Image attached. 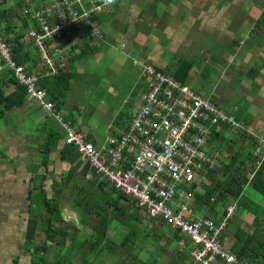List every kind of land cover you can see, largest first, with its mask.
Returning <instances> with one entry per match:
<instances>
[{"label":"built area","instance_id":"built-area-1","mask_svg":"<svg viewBox=\"0 0 264 264\" xmlns=\"http://www.w3.org/2000/svg\"><path fill=\"white\" fill-rule=\"evenodd\" d=\"M110 2L47 0L33 4L26 0V34L43 66L16 64L11 44L0 36V73L8 71L23 85L26 98L36 100L43 115L59 119L47 90L40 86L41 79L59 75L76 41L102 37L95 16ZM141 76L144 90L125 123H110V133L98 143L62 122L64 144L73 146L88 165L86 179L109 183L147 218L161 220L179 232L178 242L187 256L179 264H247L237 260L221 239L238 203L225 206L216 217L194 216L193 205L194 183L202 181L206 168L215 167L205 150L209 135L223 124L230 128L239 124L211 98L153 65H143ZM263 152L264 134L253 151L260 157L256 167L264 159Z\"/></svg>","mask_w":264,"mask_h":264},{"label":"rangeland","instance_id":"rangeland-1","mask_svg":"<svg viewBox=\"0 0 264 264\" xmlns=\"http://www.w3.org/2000/svg\"><path fill=\"white\" fill-rule=\"evenodd\" d=\"M223 1L226 2L228 0ZM33 2H35V0H33ZM235 4L242 5L240 7L241 9L236 7L233 8V15H228L227 20H229V23L231 21L236 22L235 16L240 18L237 14L241 13L242 16H246V20L243 24H247V27L236 33L234 41L230 39L227 34H225L221 40L217 41L211 35H202L200 29L197 28L193 31L191 36V39L196 41V45L191 49L183 47L179 48L176 52V56L180 59H177L176 61L180 63L183 60H187L193 64L192 59H194L195 66L199 68L200 72L197 75L192 74L193 72L189 74L186 82L197 89L202 87L201 91L203 95L211 93L216 104L224 110L227 115L232 116V118L239 124L238 127L224 130L219 129V131L225 135V139L224 141H214L212 147L215 146V148H220V158L224 162L232 159L233 156L236 155V152L241 154L240 159L244 158V163L249 168L248 171L244 173L247 178L250 179L252 172H249L250 159L246 157V153L248 150H251L253 154L257 144L255 146L253 140L249 138L248 135H253V137L257 138V136H262L264 134V85L261 83L263 86L262 93H257L256 97L251 92L252 86H250V83L253 82V77H251V73L248 69L251 68L252 71H257L258 68L264 67V63L260 64L264 61V41H260L263 44L257 43V35H263L262 37L264 38V34H262L264 30L262 29L263 26L261 27V21L258 22V25L256 24L257 21H255L256 19L252 13L249 14V12H243L249 9L248 5L256 6L257 4L258 9H260L259 6L264 7V0H235ZM257 18L258 20L259 18L264 20V12H257ZM15 23L17 24L16 27L19 32L26 31V29L21 28V23H19L18 20H16ZM233 25L234 24L229 25V28L232 29ZM132 27L136 30L130 28L128 31L129 36L135 35L136 33L140 35L143 33L146 34L145 32L147 31L149 33L148 36L152 41L155 40L156 42L160 39L161 41L159 44H161L163 40H166V37L161 33V28H154L147 23H137ZM249 28L250 30H248ZM120 29V31L112 29L111 27L105 29L104 36L107 40L111 41V43L108 45L103 44L95 52L94 56H88V59L83 62H87L89 66L87 71L80 70L77 65H70V67H74L72 68L73 74L70 76L69 82H67V88L63 90L64 102L61 103V110L57 111L63 120H69L74 126L79 127L81 132L89 134L92 141L98 143H102L106 135L110 133L108 125L113 122L114 117L117 116L118 113L122 115L116 120H121V123L126 122V117L136 106L135 104L138 102L139 96L144 90V79L141 80L139 78V71L145 63L140 64L137 61L139 56L144 60H148L152 57V54L159 55V51L163 53L161 48L158 49V47H155L153 50L151 49L150 54L147 53V56H145L143 55L145 50L141 44L137 47L139 55L136 58L132 57V54L129 53V48H131V46H128V43L127 46L122 44L125 39H123L121 31L124 32V30H122V28ZM257 29L260 31L259 34L257 33ZM247 31H249V35L246 34ZM243 38L246 39V43L240 45V39ZM135 45H137V43ZM232 45H234V51L239 50L244 56H242V58L237 57L239 60L228 63V56H226L227 54L224 55V52H228L226 49H231ZM132 47L134 48L133 45ZM257 47L259 48L257 49ZM127 48L128 50H126ZM192 49H194V51H192ZM210 49H216V54L212 56L213 59H216V62L212 64L216 66L215 69H212L209 66L211 64L210 62L203 61V53L206 56V51ZM255 49H257L259 55L252 56V54H255ZM34 56H37L35 65L43 66V62H41L39 56L37 54H34ZM168 56L171 58L172 54L167 53L166 58ZM162 57L166 61V63L161 62V64H164L163 69L171 73V68H168L166 65L168 60L165 58V55ZM218 59L220 61H218ZM201 60L202 62H200ZM226 64L228 65L227 67L230 65L231 68L237 69V74L231 79L225 75V70H227V68H224V66ZM140 65L142 66L140 67ZM62 70L63 69H61V71ZM1 77L2 75H0V79ZM4 90L5 92H8L9 88L6 87ZM126 100H128V103H126ZM24 105L27 108L26 110L30 112L29 114H27V112L25 115H21L22 113L20 109L17 108L11 111H6L4 117L0 116L1 150L2 140L7 138L9 133L21 132L26 144L32 146L35 139H37L39 145H41L40 143H42L45 138V133L48 128H54L55 130L61 129L58 125L57 119L53 115L50 114L45 116L40 113L41 111L37 108L38 104L36 100L27 99L25 100ZM0 108H2L1 105ZM56 110L58 109L55 108V111ZM255 111L257 117L253 118ZM23 112H25V110ZM8 118H13V121H8ZM244 122L250 123V125H245ZM114 123H116V121H114ZM41 128H45V130ZM241 131H245L248 135ZM210 146L207 144L205 150L214 159L217 154L214 147L212 148ZM32 150L33 154L30 156L31 162L28 164L34 169V167L37 168L35 165L39 163V159L42 158V155L39 152V149L35 148ZM218 162V160H214V163ZM251 165V167L254 166L253 170L258 168L256 167V162ZM80 175L76 172L72 178L71 185H64L63 189H61L56 196L59 206L65 209L69 214L64 213V219L60 221L56 219L53 221V224L61 229L64 227L68 228L71 231L70 237L67 236L64 246L59 252L51 247L52 249L45 254V258L53 263L58 262L59 264H83L81 256L93 240L89 233L94 228L93 226L98 222L97 215L93 214L97 209H102L104 214H108L109 217H111L106 238L102 243V248H106L110 245L112 246L116 243L117 245L114 247V252L110 256L105 255L103 249H101L102 251L97 249L96 254L93 253V255H89L88 260H91V262L94 261L98 264H117L118 260L124 256V250L119 246L122 234L127 233L132 226H137L141 230V233L136 240V246L140 249L137 250V252L142 261L152 263L154 261L151 260L160 257V259H157L153 264H169L170 261H172L175 252L182 249L179 242L171 236L173 230L167 225L163 226L159 238L158 236L155 237L154 234H146L145 227L150 228V224L148 221L145 222L147 219L144 221L141 220L147 218L142 211L138 212V214H140V219L130 216L129 221L125 224L126 226L122 225L121 222L116 220L113 216L115 215V211L108 205V202L109 199L119 198V204L127 205V201L123 197H120L119 192L109 183L103 185V188L100 190L93 179L90 180L91 182H87V179L83 178V175ZM201 190L202 188L200 186L196 187L197 192H201ZM35 194H37L36 199L38 205L36 204L34 210H36L35 212L38 211L36 214L38 215L42 214L44 207L41 202H39V200L42 199V194L39 191H35ZM250 196L254 201L263 198L258 191H255L248 185L244 188L242 200H246V198H249ZM225 203L226 202L216 201L214 206L215 214H211L208 210L207 213L214 216L218 215ZM243 210L244 208L241 206L238 211H235L236 213L241 214L244 212ZM198 211L199 210L194 211V216L201 217L204 215V212ZM129 212L130 208L128 207L125 209V213L128 214ZM43 216L46 215L43 214ZM34 217L37 219V234L31 244L27 243L28 253H30V250H33L34 245L41 244L45 237L43 228L46 226V223L39 221L38 216ZM230 225L234 226V221L230 222ZM73 226H76V229ZM156 232L159 233L157 230ZM3 257H5V254L0 250L1 261H3ZM35 257L40 258L41 255L35 253ZM118 264H122V262L119 261Z\"/></svg>","mask_w":264,"mask_h":264},{"label":"crops","instance_id":"crops-1","mask_svg":"<svg viewBox=\"0 0 264 264\" xmlns=\"http://www.w3.org/2000/svg\"><path fill=\"white\" fill-rule=\"evenodd\" d=\"M45 2H47V0H35L33 4H40ZM241 6L242 5L240 4L236 5L235 0H228L226 2H224L223 0H111L109 6L105 7L103 11H100L95 16V19L102 30V37L88 38V39L76 41L72 45L75 47L70 49V51L66 54V60H67L66 66L60 72V75L61 74L67 75L72 71V68L74 67H70V65L68 64V59L69 57L80 51V47L77 46L83 45L82 44L83 42L87 41L88 42L87 48L89 50L94 51L93 55H88V56H94L95 52L103 44L104 45L110 44L111 41L105 38L104 32L105 29L111 27L112 29H117L118 31L121 30L120 28L124 30V32L121 31L122 37L123 39H125V41L123 40L122 44L127 46L128 43V46H131V48H129V53H131L132 57L134 58H136L139 55L137 51V47L140 46L141 44L145 50V52H143V55L145 56H147V53L148 54L151 53V49L153 50L155 47H158V49L161 48L163 50V53L159 51V55L152 54V57L148 60H144L141 56H139L137 61L140 64L145 63V64L153 65L162 72L173 76L177 64L179 63L176 60L180 59L176 56V52L181 47L187 49L194 48V46L196 45V41L191 39V36L193 34V31L196 30L197 28L200 29L202 35L203 34L207 36L211 35L217 41L221 40V38H223L225 34H227V36L234 41V39L236 38V33L241 31L243 28L247 27V24H243V22H245L246 20V16L245 15L242 16L241 13H238L237 15L240 16V18L235 16L236 22L231 21L230 23L229 20H227V17L228 15L229 16L233 15L232 14L233 8L236 7L238 9H241L240 8ZM4 7L5 8L9 7V9L11 10L21 12V14L26 17V20L29 25V20L26 16L27 14L24 13V10L26 8H29V6L26 3V0L23 1L0 0V8H4ZM248 7H249L248 9L249 11L247 10L244 11L243 13L246 12H249V14L252 13L254 15V18L256 19L255 21H257L256 24L258 25V22L261 21L263 24V25L261 24V27L263 26L262 29L264 30L263 21L261 20V18H259V20L257 18V12L258 13L264 12V7L259 6L260 9H258L257 4L256 6L248 5ZM16 20H18V22L21 23L18 17H15L13 19V22L15 23ZM137 23H144V24L147 23L152 25V27L154 28L157 27L161 28V33L164 37H166V40H163L161 44H159V42L161 41L160 39L159 41L156 42L155 40L152 41L149 38L148 36L149 33L147 31L145 32L146 34L143 33L142 35H140L136 33L135 35L129 36V32H128L129 29L130 28L132 29L133 28L132 26H134ZM231 24H234L232 26V29L229 28V25ZM250 28L248 30H250ZM257 30H258L257 33L259 34L260 31L259 29ZM246 34L249 35V31H247ZM262 34H264V32H262ZM259 35H257V43H262L260 41L262 40L264 41V38L262 37L263 35L262 36ZM129 43H131L134 46V48ZM136 43L137 45H135ZM245 43H246V39L244 38L240 39V45H243ZM234 45L231 46V49H226L229 53L224 52V55L227 54L226 56H228L227 59L228 63L231 61L232 62L237 61L239 60V58H242V56H244V54L239 50L238 51L233 50ZM258 48L259 47H257V49ZM257 49L254 50L255 54H252V56H257V54L259 55V53H257ZM126 50H128V48ZM192 51H194V49H192ZM206 52H207L206 56L203 53L204 56L203 61L210 62L211 64L209 66L212 69H215L216 66L212 64L216 62V59H213L212 56L216 54V49L214 50L210 49ZM167 53H171L172 57L169 58L168 56L166 58ZM163 55H165V58L168 60L166 65L168 66V68H171V73L163 69L164 64H161V62L166 63V61L162 57ZM88 56L79 59L80 62L79 60L75 61L73 63L74 66L77 65V67L80 70L87 71L89 66L87 62L85 63L83 62L88 59ZM192 60H193L192 67L190 68L187 76L184 79V82L182 83L187 84L200 95L211 98L212 101L216 103L211 93H206V95H203L201 91L202 87L197 89L196 87H193L192 85L186 82L189 74L193 72L192 74L197 75L200 72L199 68L195 66L194 59ZM218 61L220 60L218 59ZM200 62H202V60ZM262 63H264V61L261 62L260 64ZM141 66L142 65H140V67ZM227 66H228L227 64L224 66V68H227V70H225V75H227V77L231 79L234 77V75L237 74V69L231 68L230 65L229 67ZM248 70L251 73V77H253V82L250 83L251 84L250 86H252L251 92L257 97V93H262L263 90V86L261 83H263L264 85V67L258 68L257 71H252L251 68ZM139 78L143 80L141 76V68L139 71ZM2 79L3 77H1L0 80ZM7 87L9 88L8 92H10L13 90L14 85L10 84ZM53 103H54V107L57 108L56 103L54 101ZM60 107L61 105L57 108L58 110L55 111V114L58 115L59 119H57L55 116L54 117L57 119L58 125L61 129L55 130L54 128H48L45 133L46 135L45 138L43 139L41 137L43 139L42 143H40L41 145H39L37 139H35V141L33 140L34 142L32 143V146L30 144L27 145L24 136L22 135L21 132L9 133L7 138L2 140V150L0 149V248H1L0 250L5 254V257L2 258L3 261L0 260V264L30 263L31 257H30V253L27 252L28 248H27V242L25 240V234L27 230V220L33 217L32 215L38 216L39 221H42L43 219L46 221L49 218H51V220L52 218L54 220L64 219L63 216L64 213L69 214L68 212L65 211V209L60 207L61 208L60 211H55L54 208H52L54 200L58 202L56 198L57 194L61 191V189H63L64 185L65 186L71 185L72 178L76 172L79 175L81 174L80 176L83 175L82 177L85 178V175L90 171L88 165L80 159L79 155L72 146L73 151L71 152L70 156L75 157L77 161L79 159L81 161V164L77 167L76 169L77 171L73 172L72 176L71 174L69 175L71 164L63 160L61 157V149L66 145L64 144V140H63V137L65 135V130L62 126V122L65 124H69L70 126H72L73 128L77 129L80 132L81 129L77 126H74L72 122H70L69 120H65V119L63 120L59 116L57 111L61 110ZM17 108L20 109L22 113L21 115L23 114L25 115L28 112L24 104L21 106L14 107L10 109V111ZM1 109H3V107L0 108V110ZM24 110L25 112H23ZM6 111L9 110L3 109L0 116L4 117ZM29 113L30 112H28L27 114ZM120 115L122 114L118 113L117 116L114 117L113 122L117 121L116 119H118ZM255 117H257L256 111L253 115V118ZM9 120L13 121V118L11 119L8 118V121ZM117 123L120 124L121 120L117 121ZM244 124L250 125V123L247 122H244ZM41 129L45 130V128H41ZM56 133H60L61 137L49 149V152L46 155L47 156L46 164L43 165L42 160H43V156L45 155L44 151H45V144L47 138L49 135L52 136L53 134ZM85 135L88 140H91L89 134H85ZM258 137L259 136H257V138ZM30 148L39 149V152L42 155V158L39 159V163H37L38 161L36 162L37 164L35 166L37 168L34 167V169H32L28 164L29 162H31L30 156L33 154V150ZM90 180L87 179L86 181L91 182ZM93 181L96 184H98L95 180ZM35 191H39L41 194L45 195V197L49 200L51 206L50 210H48L47 208H43L42 214L36 215L38 211L35 212L36 210H34L35 209L34 207H36L37 204L35 200L37 196L35 194ZM262 197L263 198H261L258 201L252 200L251 196L249 198H246V200L249 201L248 208L245 206V204H242L241 206H243L244 212L238 214L236 213V211H238V209H240L241 207L238 206V208L233 213V215L228 219V223L221 236L223 237L222 239L223 244L229 250H230V246L236 240V237L239 236L236 235L235 237L234 235L236 229H243L247 235H250L252 231L256 229L260 232L259 235H261L262 233V235L264 236V196ZM234 202L237 201L231 200L226 202L224 204V207L221 209V212L224 211L225 206ZM193 205L196 211L197 210L196 207L198 206L196 205L195 198ZM200 211L204 212V215L201 217L214 216V215H209L207 213V210L205 209H199L198 212ZM43 214L46 216H43ZM152 220L157 221V219H152ZM232 221H234V226L230 225V222ZM246 234L245 237H247ZM256 244H257L256 247L258 249V243ZM251 246H255V245H251ZM57 251L59 252V250Z\"/></svg>","mask_w":264,"mask_h":264},{"label":"trees","instance_id":"trees-1","mask_svg":"<svg viewBox=\"0 0 264 264\" xmlns=\"http://www.w3.org/2000/svg\"><path fill=\"white\" fill-rule=\"evenodd\" d=\"M23 1V0H22ZM18 17L21 22V28H28V22L26 17L21 14V12H17L8 8H0V36L4 39V41L11 44V55L12 59L16 64H23L27 67H33L36 64L37 51L33 47L32 43L29 41L30 39L27 37L26 31L19 32L17 30L16 24L13 22V19ZM264 23V20H262ZM83 45L77 46L80 47V51L68 59V64L72 65L75 61L82 59L88 55H93L94 51L89 50L87 48L88 42L85 41L82 43ZM75 47L72 46L71 49ZM39 56V55H38ZM192 67V63L187 60L181 61L173 74V76L184 82L185 77L187 76L190 68ZM72 71L69 74H59L53 77H44L40 81V86L45 88L49 93V98L56 103V107L58 108L63 100V90L67 88V82H69L70 76L72 75ZM0 75H2L3 79L0 80V104L3 109L10 110L14 107L21 106L25 103L26 100V91L25 87L21 84H18L15 79L9 74L8 71L3 70ZM10 84L14 85L12 91L6 93L4 91V87L9 86ZM3 109L0 110V114ZM117 123V121H116ZM219 129H230L229 126L223 124ZM242 133H246L245 131H241ZM247 134V133H246ZM248 135V134H247ZM61 137L60 133L49 135L45 144V151L42 160V164H46L47 154L51 146H53L57 140ZM249 138L253 140L254 145H258V138L253 137V135H248ZM225 135L218 131H213L211 135L208 137V144L212 147V143L214 141H224ZM214 150L216 151V156L213 161H219L218 163H214L215 167L206 168V170L202 173L203 178L200 183H194L193 187L200 186L202 188L201 192L195 191L194 197L196 201V205L199 209L208 210L210 213H215V203L216 201L220 202H228L230 200H235L238 203V206L245 204L248 208L249 201L242 200L243 191L246 186L252 187L255 191H258L262 196H264V159L257 169L253 170L251 164H255L256 160L260 159L259 156H254L251 150H248L246 153V157L250 159V170L252 172L250 179L247 178L244 172L248 171L247 165L244 163V158L240 159L241 154L236 152V155L233 156L227 162L221 160L219 154L220 148L217 147ZM212 147V148H213ZM73 151L71 145H65L61 149V157L63 160L69 162L71 164L69 175L73 174L74 171H77V167L81 164V161L75 159V157H71L70 154ZM217 159V160H216ZM103 185H106L104 182H99L97 187L101 190ZM196 190V189H195ZM117 191V190H116ZM107 193V192H106ZM37 195V194H36ZM120 197H123L127 201V205L119 204L118 199H109L108 205L114 209L115 215H113L116 220L120 221L122 225L127 224L129 221V217H136L140 219V214L138 212L143 210L136 206L132 201L128 200L123 194L119 192ZM42 199L39 200L42 206L51 209L49 200L45 197V195H41ZM106 197V196H105ZM213 197L214 200L211 201L210 198ZM103 198V197H102ZM108 199V198H107ZM37 202V199H35ZM38 205V202H37ZM130 208V212L128 214L125 213L126 208ZM55 211H59L60 206L58 202L54 200L52 205ZM132 208V209H131ZM257 212V210H256ZM94 215H97V223L93 226L94 228L90 232V237L93 238L92 243L88 246L86 250H84L82 254V263L83 264H98L94 261L91 262L89 259V255L96 254L97 249H103L105 251V255H112L114 252V247H116L117 243L114 245L107 246L106 248H102L103 241L106 238L109 220L108 214H104L102 209H97L93 212ZM146 216V215H145ZM216 216V215H215ZM213 216V217H215ZM61 219V218H60ZM122 219V220H119ZM147 219V220H146ZM142 221L146 220L150 224V228L145 227L146 234L158 236L161 235V230L165 225L161 220L154 221L150 218L141 219ZM46 223V226L43 229L44 232V240L41 244L34 245L33 250L30 252V263L29 264H59L53 263L49 259L45 258V254L49 252L52 248L56 250H61L64 246L65 239L67 236L70 237L71 231L64 227L58 228L53 224L54 219L49 218L48 220H42ZM60 221V220H59ZM84 221V220H82ZM228 223V221H227ZM148 225V224H147ZM126 226V225H125ZM149 226V225H148ZM76 229V226H73ZM37 228V219L36 217H31L27 220V230L25 234V240L27 243L32 242L35 239ZM143 230V229H142ZM159 231V233L156 232ZM152 231V232H151ZM154 232V233H153ZM141 230L137 226H132L127 233L122 234V239L120 240V245L124 250V256L118 260L122 262V264H153L154 262L159 260L160 257L154 258L151 261L152 263H148V261H142L140 256L138 255L137 250H140L136 246V240L138 239ZM259 231L254 229L250 235H247L243 229H236L234 235H239L236 237L234 243L230 246L231 252L234 253L235 257L239 261H245L248 264H264V236L259 235ZM245 234L247 237H245ZM171 236L178 241L180 238L178 231H172ZM59 237V238H58ZM221 239L223 237L221 236ZM258 243V249L256 247V243ZM83 245V243H82ZM81 245V246H82ZM255 245V246H251ZM250 246V247H249ZM52 247V248H51ZM182 248V247H181ZM32 249V248H31ZM178 252V253H177ZM175 252L172 261L169 264H179L184 261L187 256L185 251L182 249L177 250ZM35 253L41 255L40 258L35 257Z\"/></svg>","mask_w":264,"mask_h":264}]
</instances>
